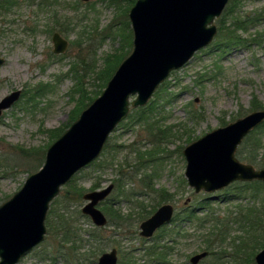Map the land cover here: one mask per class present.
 I'll return each mask as SVG.
<instances>
[{"label":"rangeland","instance_id":"obj_1","mask_svg":"<svg viewBox=\"0 0 264 264\" xmlns=\"http://www.w3.org/2000/svg\"><path fill=\"white\" fill-rule=\"evenodd\" d=\"M80 1L83 4L78 8L75 4L78 0L22 2L4 17L0 16V56L5 58L0 66V100L14 90H22L20 99L0 117V205L43 166L46 151L56 140L52 141L50 131L69 128L80 99L76 83L83 86L84 91L95 94L101 83L97 75L106 67V59L122 47L121 32L125 22L129 21L132 32L130 0ZM237 10L249 20L236 29L235 22L228 19L225 32L229 28L236 29V35L241 37L239 43H225L226 34L219 33L218 19L221 17L216 19L218 32L213 41L196 52L182 68L171 72L144 105L152 104L153 108L138 110L140 107H132L127 118L109 136L103 152L95 160L97 163L92 162L72 179L73 185L84 189L83 194L112 183L115 185L110 196L98 205L108 219L106 227H99L102 228V241L92 239L90 232L98 226L90 217H80L78 226L84 239L80 254L88 256L94 252L92 259L98 264L103 252L117 248L118 264H125L121 263L123 254L125 261L126 251L132 250L134 256L139 257L138 264H146L142 257L143 246L152 240L146 243L142 240L140 224L154 211L143 218L144 208L149 211L155 206L156 210L164 203H171L177 213L189 204L200 208L203 199L209 197L221 217H241L240 222L250 217L255 223L259 222L257 217L264 219V192H259L256 198L249 192L242 200L224 203V190L229 187L196 193L185 176L184 149L187 145L218 127L264 109V0H241ZM56 31L69 41L67 50L60 54L53 51L52 36ZM76 74L80 82L74 77ZM44 89L43 95L30 98L32 93H42ZM24 91L26 95L23 96ZM135 97L132 95L131 100ZM256 104L261 107L255 109ZM139 116H142L140 120ZM255 134V138L260 139L261 149L259 162L253 165L262 168L264 127ZM21 149L29 151V155ZM99 163H103L102 168ZM118 178L122 181L120 188L115 182ZM152 187L166 189L170 193L169 200L157 204L159 195ZM68 189L67 184L61 188L49 212L53 208L56 214L60 208L69 206L70 211L80 209L82 213L86 200L83 195L80 201L75 200V194L65 197ZM113 202L116 203L113 207L123 220L125 218L119 228L111 224L113 218L107 213L106 206H112ZM239 204L244 211H238ZM117 221L122 220L115 219ZM261 232L264 234L262 224L255 230H244L235 224L227 239L228 243L236 242L234 249L226 244L227 252L225 256L222 253L219 262L218 256L213 254L200 264H256L246 260V249L238 256L232 252L240 249L242 239L250 241L249 234ZM202 236L201 230L189 229L177 238L175 262L191 264L190 257L202 250ZM58 244V235L47 232L45 240L18 264L92 263L74 261L73 253L67 249L63 252L70 255L62 256ZM263 247L257 248L256 254Z\"/></svg>","mask_w":264,"mask_h":264},{"label":"water","instance_id":"obj_2","mask_svg":"<svg viewBox=\"0 0 264 264\" xmlns=\"http://www.w3.org/2000/svg\"><path fill=\"white\" fill-rule=\"evenodd\" d=\"M84 2L97 0H82ZM230 0H136L129 10L133 31L132 50L119 64L102 93L47 149L43 166L25 180L11 198L0 205V264H18L45 240L51 203L83 168L98 159L105 144L131 108L148 103L171 72L186 65L196 52L215 38L216 19ZM54 53L67 50L69 41L60 32L52 36ZM5 58L0 56V66ZM14 90L0 100V117L21 97ZM132 95L136 97L131 100ZM264 122V109L218 127L187 145L185 176L196 193L222 190L237 181L264 182V167L256 168L236 156L245 137ZM114 184L83 194L82 213L98 226L108 219L98 207L110 196ZM175 213L171 203L162 204L140 224V235L151 238L169 224ZM195 253L191 264L207 257ZM118 249L104 252L98 264H118ZM264 264V248L255 256Z\"/></svg>","mask_w":264,"mask_h":264},{"label":"trees","instance_id":"obj_3","mask_svg":"<svg viewBox=\"0 0 264 264\" xmlns=\"http://www.w3.org/2000/svg\"><path fill=\"white\" fill-rule=\"evenodd\" d=\"M112 1H119V0H112ZM22 2H28V3H34L35 0H0V16L3 15V17L8 14L14 7L20 6ZM130 7L136 2V0H130ZM83 4L80 0H78V3H75L77 5L76 8L79 7V5ZM241 3V0H230L223 15L220 19L219 24V33L220 35L226 34V44L230 43H239V40H241V37L236 35V29L241 28L244 26L245 21H248L249 19L240 14V11L237 10ZM38 5V3H37ZM127 9H129V5L127 6ZM127 12V10H126ZM242 18V20H241ZM232 20L236 24V29L232 31L229 28L228 32H225V28L227 26V20ZM230 21L228 22L229 24ZM234 24V25H235ZM229 26V25H228ZM125 28H123V32H121L122 44L121 49L119 52H116L114 54H111L106 59V67L102 69L97 75L99 79H101V83L99 84V89L95 92V94L91 95V93H88L84 91V87L81 86L79 83H76L77 91L80 93V99L78 101V109L75 113V115L72 117V120H70L69 125H71L80 115V113L88 107L103 91V89L106 87L108 81L111 79L113 74L115 73L116 69L118 68L119 64L123 61V59L131 52L132 50V32L129 29V21L125 22ZM125 29V30H124ZM126 31V32H125ZM79 37V36H78ZM256 40V39H255ZM228 42V43H227ZM107 57V56H106ZM105 57V58H106ZM75 70V67L73 68ZM72 70V71H73ZM96 71V70H95ZM74 77L77 78V82H80L79 75L76 74ZM83 92L81 93V91ZM47 91V90H46ZM41 92V91H40ZM32 93L30 98H35L37 96L43 95L45 92V89L42 91V93ZM30 94V93H29ZM159 94V93H158ZM157 94V95H158ZM26 95V91H24L23 96ZM156 95V97H158ZM261 107V105L256 104L254 106L255 109ZM146 108H153L152 104L144 107H140L138 110H146ZM135 110V111H138ZM143 116V114H142ZM142 116H139L140 120ZM68 125V127H69ZM261 127H264V123L251 131L244 139L241 147L238 148L237 156L239 159L247 161V163L256 164L259 162V151L261 149V142L259 137L255 138V133L261 129ZM65 130L59 129V130H52L50 131L51 139L54 141V139H57ZM108 147V144L107 146ZM22 150V149H21ZM27 156L29 155V151L27 152L25 149L22 150ZM97 161V160H96ZM95 161V163H97ZM100 165V163H99ZM102 165L100 167L102 168ZM264 167V166H263ZM121 175L122 173L119 172ZM72 180L67 184L69 189L67 190V193H65V197H68V195L75 194L74 198L76 201H80L82 199L83 191L82 187H78V185H73ZM116 185L120 188L121 185V179L118 178L115 180ZM229 188H226L224 191L226 192L225 199L222 200L224 203H230L237 200H242L243 198H246V194L250 192L252 198H256L259 195V192H264V182L259 180L254 181H237L232 183L228 186ZM97 188V187H96ZM153 188V191L157 193L158 199L156 200L157 204L161 202H165L168 199L170 193L164 188ZM70 190H73V192H70ZM67 200V198H66ZM210 198L205 197L202 202L199 205L196 204H189L183 209H181L179 212L175 213L172 222L169 225L163 226L161 229H159L156 234L151 239L152 242L147 241V239H142L145 243V246H143L144 253L142 257L145 259L146 264H178L175 262L174 259V251L177 246V238L181 237L182 234L188 233L189 229H194L197 231H202V250H207L210 252V255H216L218 256V262L225 256L226 254V247L224 245H229L232 249H234V243L236 242L232 240V242L227 241L228 235L233 230V226L235 224H238V227H241L242 229L246 230V228H253L254 230L260 225H264V219L262 217H257L259 222L255 223L256 221L252 218H246L245 220L241 221V217H221L217 214L216 209L212 207L210 203ZM56 200H54L55 203ZM116 203L113 202L112 206H106L109 208V211L107 213L109 216H111L113 219H111V224H116V226L119 228L123 225L122 219L120 213L118 210L113 207ZM66 206V205H65ZM113 207V208H112ZM264 208V207H263ZM144 217H146L147 213H151L155 211V206L152 207L149 211L147 208H144ZM261 210V209H257ZM238 211L242 212L244 211V208L242 205H238ZM54 213V209L52 208L49 212V218L46 220V224L48 227V233L52 234L55 233L58 235L59 238V244H58V252L64 256L67 257L66 254H69L67 252H63L64 249H67L68 252H72L73 255L71 257L74 258V261L81 262L83 260L85 261H91V264H97L96 259H92L95 256V253H88V256H85V254H80L79 251L81 249V245L84 241L81 235V229L78 226V221L80 217L86 218L84 214L81 213L80 209H76L74 211H70L69 206L60 208L56 214ZM54 215V217L52 216ZM115 217V218H114ZM115 219L122 220L121 222H115ZM250 220V221H249ZM249 221L248 225L246 222ZM263 222V223H262ZM235 223V224H234ZM247 225V226H246ZM237 226V225H236ZM102 228L94 227V229L90 232V235L93 240L95 241H102V234H101ZM250 231V230H249ZM249 240L242 239L240 242V249L237 251H233L232 254L235 256L240 255V251H243L246 249V252H248V258L247 261L255 262L254 257L257 252V248L264 246V234L261 232L258 233H252L249 234ZM263 236V237H262ZM233 245V246H232ZM244 247V248H243ZM242 249V250H241ZM201 250V251H202ZM215 251V252H214ZM65 253V254H63ZM223 253V256H222ZM126 260L124 261V254L123 259H121V263L125 264H138L139 257L134 256V253L132 250L126 251ZM70 255V254H69ZM68 257V258H71ZM83 264V263H82ZM88 264V263H85ZM90 264V263H89ZM239 264V263H238ZM240 264H245L244 262ZM255 264V263H252Z\"/></svg>","mask_w":264,"mask_h":264},{"label":"flooded vegetation","instance_id":"obj_4","mask_svg":"<svg viewBox=\"0 0 264 264\" xmlns=\"http://www.w3.org/2000/svg\"><path fill=\"white\" fill-rule=\"evenodd\" d=\"M175 213H176V211H175ZM171 222H172V221H171ZM171 222H170V223H171ZM170 223H169V224H170ZM169 224H166V225H169ZM164 226H165V225H164ZM105 227H106V226H105ZM161 228H162V227H161ZM161 228H160V229H161ZM158 230H159V229H158ZM158 230H157V231H158ZM157 231H156V232H157ZM156 232H155V234H156ZM155 234H154V235H155ZM154 235H153V236H154ZM140 236H141V235H140ZM153 236H152L151 238H145V237H143V238H145V239H147V240H151V239L153 238ZM141 237H142V236H141ZM202 251H207V250H202ZM200 252H201V251H200ZM103 253H104V252H103ZM103 253H102V254H103ZM118 256H119V252H118ZM209 256H210V252H209V254H208L207 257H209ZM207 257H205L204 259H202V260L199 262V264L202 263ZM254 260H255V257H254ZM255 262H256V261H255ZM118 263H119V260H118ZM190 263H191V262H190Z\"/></svg>","mask_w":264,"mask_h":264}]
</instances>
